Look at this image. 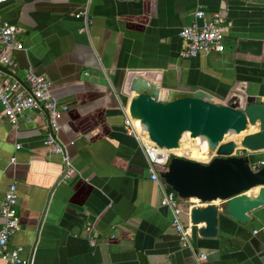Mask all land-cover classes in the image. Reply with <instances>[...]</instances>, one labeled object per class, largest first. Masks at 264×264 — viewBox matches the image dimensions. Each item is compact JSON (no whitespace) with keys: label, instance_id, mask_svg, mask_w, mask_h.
Here are the masks:
<instances>
[{"label":"crops","instance_id":"crops-1","mask_svg":"<svg viewBox=\"0 0 264 264\" xmlns=\"http://www.w3.org/2000/svg\"><path fill=\"white\" fill-rule=\"evenodd\" d=\"M196 8L206 18L224 16L232 26L222 52L184 58L179 31ZM83 10L86 22L75 17ZM0 19L18 27L24 47L13 51L10 70L23 81L31 67L48 78L52 97L67 105L58 138L75 170L66 174L63 154L43 144V117L33 112L31 121L21 118L12 126L0 105V202L14 181L20 226L9 245L23 246L27 264H140L139 252L146 264H195L196 252L207 254L201 264L264 263L250 242L257 237L264 244V204L249 212L247 222L220 213L213 237L199 234L204 222L194 225L193 250L181 246L147 156L124 128L135 77L158 87L200 88L230 104L247 94L264 97V52L238 49L240 40L264 48V1L89 0L85 6L83 0H9ZM245 151L236 154L250 163L264 153ZM186 205L202 206L197 200ZM182 218L190 221V212Z\"/></svg>","mask_w":264,"mask_h":264},{"label":"water","instance_id":"water-1","mask_svg":"<svg viewBox=\"0 0 264 264\" xmlns=\"http://www.w3.org/2000/svg\"><path fill=\"white\" fill-rule=\"evenodd\" d=\"M238 49L257 55L264 52L261 42L251 40H240ZM0 71L27 88L6 66L0 64ZM131 90L135 94L129 102V114L159 147L177 148L183 134L189 133L206 141L208 154L215 151L206 164L172 156L166 169L159 173L181 201L201 202L202 206L190 209L193 225L205 223L199 234L215 236L220 213L247 222L249 212L264 204V166L252 170L249 158L237 155L236 150H264V97L247 94L236 104H230L200 88L158 87L140 77L133 78ZM250 127L258 130L248 133ZM242 131H246L242 139L223 141L226 134ZM257 186L255 195L247 194ZM216 202H221L219 208L213 204ZM250 242L256 251L264 254V244L257 237H252ZM137 256L140 264H146L141 252Z\"/></svg>","mask_w":264,"mask_h":264},{"label":"built area","instance_id":"built-area-1","mask_svg":"<svg viewBox=\"0 0 264 264\" xmlns=\"http://www.w3.org/2000/svg\"><path fill=\"white\" fill-rule=\"evenodd\" d=\"M7 1L9 0H0V7ZM83 1L85 6L89 2V0ZM75 17L82 18L86 22L87 10L77 12ZM231 26L232 21L230 19L216 13L210 18H206L205 11L202 8H196L191 22L180 28L179 56L191 58L208 55L212 52H222L224 50L225 32ZM18 33L19 29L16 25L0 19V64L9 70L10 66L13 65V51L24 48L22 42L17 38ZM23 82L27 88L10 75L0 71V105L3 109V115L12 126H16L19 119L31 121L32 113H38L46 121L47 134L43 139V144L49 147L52 152L63 154L64 149L58 138L59 118L61 113L67 109V105L59 103L52 97L48 78L36 73L31 67L26 70ZM124 128L129 135H132L139 142L147 156L150 178L158 184L161 206L168 208L171 212V222L178 234L181 246L193 250L191 238L194 225L190 221L184 222L182 218L184 213L189 215L190 210L183 205L185 201L178 198L176 192L164 182L159 173L166 169L172 156H180L206 164L215 156V151L208 154L205 159H193L187 155L175 154L167 148L159 147L150 140L147 131L142 128L140 122L135 123L127 110L124 114ZM19 148L20 144H16L15 149ZM62 160L67 166L66 174H73L75 170L70 165L68 155L63 154ZM11 162H15L14 156L11 158ZM262 166H264V153L258 160L250 163V167L254 171ZM17 204V187L12 181L0 202V215L3 218L0 227V259L7 264H27L26 259L21 257L23 246L11 247L9 245L10 237L20 226ZM206 258V253L196 252L195 264H201Z\"/></svg>","mask_w":264,"mask_h":264},{"label":"bare ground","instance_id":"bare-ground-1","mask_svg":"<svg viewBox=\"0 0 264 264\" xmlns=\"http://www.w3.org/2000/svg\"><path fill=\"white\" fill-rule=\"evenodd\" d=\"M137 122L138 121L135 120L136 124H137ZM230 137L232 139H233V137L238 138V137H242V134L241 133H239V134H226L223 141L228 140ZM235 138H234V140H235ZM194 139L196 141H194ZM236 141H238V140H236ZM169 150L175 154H186L187 156H189L190 158H193V159H200V158H198V156L200 155L201 152L203 154H205L206 157L208 155L206 141L201 137H193L189 133L183 134L182 138L180 139V145L177 148H172ZM201 159H205V158H201ZM255 189H257V187ZM253 190L254 189L250 190L249 192H252ZM216 203H218V202H216Z\"/></svg>","mask_w":264,"mask_h":264},{"label":"rangeland","instance_id":"rangeland-1","mask_svg":"<svg viewBox=\"0 0 264 264\" xmlns=\"http://www.w3.org/2000/svg\"><path fill=\"white\" fill-rule=\"evenodd\" d=\"M245 132L246 131H243V132H241V134L243 135V133H245ZM194 141H196V140L194 139ZM245 152H248L249 153V152H252V151H245ZM261 152L263 153L264 151L261 150ZM184 155H186V154H184Z\"/></svg>","mask_w":264,"mask_h":264},{"label":"trees","instance_id":"trees-1","mask_svg":"<svg viewBox=\"0 0 264 264\" xmlns=\"http://www.w3.org/2000/svg\"><path fill=\"white\" fill-rule=\"evenodd\" d=\"M183 205H184V206H187V205H186V201H185V202H183Z\"/></svg>","mask_w":264,"mask_h":264}]
</instances>
